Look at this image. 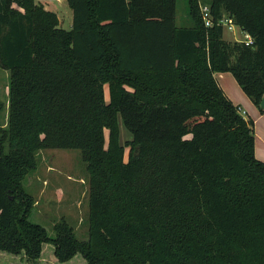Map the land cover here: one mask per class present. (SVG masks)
Returning <instances> with one entry per match:
<instances>
[{
	"label": "trees",
	"instance_id": "obj_1",
	"mask_svg": "<svg viewBox=\"0 0 264 264\" xmlns=\"http://www.w3.org/2000/svg\"><path fill=\"white\" fill-rule=\"evenodd\" d=\"M70 29L34 0H0V68L9 73L0 128V254L37 259L43 243L67 263L264 264V162L253 120L215 72H231L260 111L264 0H209L253 38L190 26L177 0H65ZM107 85L109 101H105ZM118 117L131 134L119 140ZM105 130H107V146ZM128 147V161H124ZM77 149L89 174V227L53 236L28 220L21 181L38 149Z\"/></svg>",
	"mask_w": 264,
	"mask_h": 264
},
{
	"label": "rangeland",
	"instance_id": "obj_2",
	"mask_svg": "<svg viewBox=\"0 0 264 264\" xmlns=\"http://www.w3.org/2000/svg\"><path fill=\"white\" fill-rule=\"evenodd\" d=\"M34 1L43 4L46 9L54 11L64 29L71 28L72 11L65 0ZM208 3L209 0H195V12L200 13L201 6L208 5ZM175 22L179 26L191 25L192 21L188 15L187 0H177ZM222 33L223 38L231 42H238L237 40L242 36L238 29L235 33H230L227 30H223ZM226 75L230 80L235 81L236 90L246 96L232 73L227 71ZM8 85L9 73L6 69L0 68V128H5L7 125ZM104 90V98L108 102L107 85L104 86ZM224 93L235 106L238 105L235 99L230 98L225 91ZM239 108L243 109L242 107ZM117 123L119 140L124 145L127 140L131 139V134L124 126L121 118L118 117ZM105 137V146H107V130H105ZM124 161H128V147L125 148ZM34 162V167L28 171L21 181L23 190L32 199L28 220L44 228L49 236L54 235L52 228L55 224L65 222L71 227L78 240H86L89 227V174L85 163L81 159L79 150L38 149L34 154ZM53 247L51 242L43 243L40 255L33 261H28L22 252L20 255L3 252L4 254H0V264H62L54 260ZM64 264H84V261L81 255L78 254L73 261Z\"/></svg>",
	"mask_w": 264,
	"mask_h": 264
},
{
	"label": "crops",
	"instance_id": "obj_3",
	"mask_svg": "<svg viewBox=\"0 0 264 264\" xmlns=\"http://www.w3.org/2000/svg\"><path fill=\"white\" fill-rule=\"evenodd\" d=\"M226 74L227 72H215L214 76L219 86L229 97L236 100L237 107L243 108L241 110L244 112L243 116L253 120L254 153L257 159L264 162V111H260L247 96L239 93L236 90L235 81L230 80Z\"/></svg>",
	"mask_w": 264,
	"mask_h": 264
},
{
	"label": "built area",
	"instance_id": "obj_4",
	"mask_svg": "<svg viewBox=\"0 0 264 264\" xmlns=\"http://www.w3.org/2000/svg\"><path fill=\"white\" fill-rule=\"evenodd\" d=\"M57 1H59V0H57ZM200 15H201L202 21L206 27H211L216 21V24L221 25L223 30H227L230 33H235L238 29L242 34L241 38L239 40H237L238 42H242L247 46L253 44V38L248 33L240 30L233 23L231 18H229L227 16H223V17L215 20L208 5L201 6ZM238 111L242 115L244 114V112L241 111V109L239 107H238Z\"/></svg>",
	"mask_w": 264,
	"mask_h": 264
},
{
	"label": "water",
	"instance_id": "obj_5",
	"mask_svg": "<svg viewBox=\"0 0 264 264\" xmlns=\"http://www.w3.org/2000/svg\"><path fill=\"white\" fill-rule=\"evenodd\" d=\"M259 105H260V107L264 110V95L262 96Z\"/></svg>",
	"mask_w": 264,
	"mask_h": 264
}]
</instances>
